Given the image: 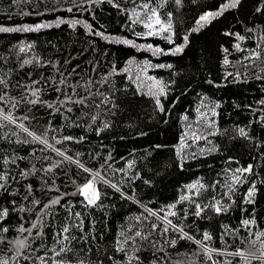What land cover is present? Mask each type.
I'll return each mask as SVG.
<instances>
[{"label":"trees","instance_id":"16d2710c","mask_svg":"<svg viewBox=\"0 0 264 264\" xmlns=\"http://www.w3.org/2000/svg\"><path fill=\"white\" fill-rule=\"evenodd\" d=\"M119 2L121 7L131 9L142 0ZM224 2L195 0L194 3L193 0H182V4L177 6L175 0H168L161 12L164 18L167 13H172L174 43H169L162 36L137 37L136 32L145 31L143 26L132 25L127 14H121L106 2L98 6H83L90 8V11L74 8L69 13L64 10L71 6L69 0H19L18 4H14L13 0H0V26L19 27L45 22L54 25L58 19H76L86 21L93 30L110 37L103 39L83 24L70 27L67 23L35 32L0 33V69L4 73L12 70L6 77L8 87L4 89L0 86V91H7L9 96L21 101L14 115L33 117L31 121H25L30 130L42 133L51 121L57 131L50 132V137H85L83 142L67 141L56 147L79 159L85 167L100 171L103 177L118 184L127 196L134 197L132 200L125 199L119 192L98 181L97 187L102 194L99 204L102 207L86 208L81 203L83 197L73 193L77 192L78 185L91 178L89 173L83 172L75 164L63 162L51 173L37 171L24 178L20 175L22 170H30L33 165L37 170H42L61 158L51 151L41 152L43 146L39 144H17L15 136H10L11 142L0 139V154L24 157L17 160L16 164L0 163V172L9 173L6 189H0V209H9L7 217L0 221V229H8L7 232H0L3 237L0 240V258L9 259L10 264H17V260L19 264H38L36 256H43L45 249H51L53 235L63 223L71 222L65 219L68 216L65 205H68L74 212L82 213L89 242L73 241L72 246L77 251H83L78 257L69 254L67 258L73 262L76 259L96 261L102 258L104 264H113L106 257L114 256L117 262L123 261L124 254L114 252L116 240L123 239L119 233L123 231L127 235H134L136 230L148 233L151 224H160V221L155 217L144 220L142 214L147 216L145 209L166 210V206L178 201L182 194H188L202 205L214 202L213 198L221 200L229 205V210L220 215L206 210L203 218L189 215L185 219V210L194 212L195 207L184 201L174 209L178 216L170 217L174 223L182 221L184 230L196 239H201L205 231L209 232L212 235L209 247L228 253L238 248L248 251L251 246L249 241L256 237L250 235L240 222L254 217L256 224L251 226V232L264 231V104L260 103L264 101V79H258L264 77V72H261V68H264V40L260 39L264 35V0H240L236 8L225 11L199 31H192L203 12L215 11ZM54 8L55 11L52 10ZM257 8L262 11L258 12ZM235 34L245 39L238 41ZM185 35H188V43L183 51L171 54L169 50L183 44ZM123 38L132 40L135 45L151 44L168 54L153 55L148 49L138 50L136 46L116 42ZM236 43L240 44V50L234 48ZM21 44H31L33 47L17 56ZM258 44L262 46V59L246 60L253 64L244 66L241 63L244 57ZM36 57L43 63L37 64ZM225 57L229 60L227 65L223 63ZM24 59H32L33 63L20 67ZM130 61L172 65L171 68L147 67L148 74L167 85L166 95L159 97L165 111L158 110L155 98L143 92V86L128 72L118 71L106 83L101 82L104 76L112 72L113 67L125 69ZM62 78H66L65 84L59 83ZM32 81L40 82L33 86L42 89L40 99L44 101L53 102L58 97L63 99L61 93L55 91L57 87L71 95L72 87L78 85L73 98L87 97L86 103L79 106L69 104L73 108L71 113L52 114L46 107L22 100L27 95L25 86L31 85ZM89 92L95 95L89 96ZM27 98L32 97L28 95ZM105 98L109 99L108 104L102 103ZM113 103L117 105L115 109H112ZM217 104L219 107H216ZM213 108L216 115L209 113V116L214 126L204 125L200 130L207 140L190 143V147L181 153L185 157L181 160L176 152L181 135L195 121L197 109L206 112ZM97 114V121L89 129L91 117ZM65 115L69 117L67 121ZM184 115L188 116L187 121L181 119ZM105 121L111 126L97 135L95 129L102 127ZM77 124L80 126H75ZM238 128H244L248 138L240 137ZM10 129L16 130L14 126L0 129V136L10 132ZM212 132L217 134L210 135ZM20 135L23 138V134ZM213 147L217 150L209 152L208 149ZM202 148L205 150L203 153L200 151ZM77 153H80L79 157ZM45 156L50 159H43ZM128 161L134 162L130 169L127 168ZM250 164L253 165V171L244 174L245 182L235 186L229 199L224 193L229 192L227 183H231L232 173L236 168ZM116 169H126V173ZM198 179L209 187L202 195L195 196L185 186ZM253 182L256 195L253 203L248 204L244 196ZM28 185L32 187L31 194L28 193ZM63 193L68 195L64 196L60 205L40 213L44 204ZM33 200H39L40 204L33 206ZM22 207L32 210L20 211ZM38 215L41 216L40 225L32 230L33 234L28 239L29 247L22 249V255L13 260L16 249L11 242L28 236L27 232L21 233L18 229L21 225L25 229L31 228ZM136 217L141 219L137 221ZM221 225L239 229V232L236 236H226L221 240L224 231ZM37 231H43L42 238H34ZM82 234L77 229L71 232L77 237ZM93 236L95 240L91 239ZM178 237L179 233L171 230L167 236L161 235L160 231L153 232L151 241L159 243L155 248L147 242L143 243L142 251L137 253L140 264H153V261L157 264H211L205 261L198 245ZM174 238L177 239L174 247L164 243ZM137 242L140 243L138 238ZM161 247L164 251H159ZM256 247L259 248V242ZM126 248L131 254V242ZM25 256L31 259L25 260ZM48 256H52L50 251ZM213 259L219 264L225 260L241 264L239 257L214 253ZM253 264L258 262L253 261Z\"/></svg>","mask_w":264,"mask_h":264},{"label":"snow or ice","instance_id":"6c2138e0","mask_svg":"<svg viewBox=\"0 0 264 264\" xmlns=\"http://www.w3.org/2000/svg\"><path fill=\"white\" fill-rule=\"evenodd\" d=\"M108 3L111 4L114 8H117L118 11L121 14H127L129 17V20L131 21L132 25L140 24L143 26L145 31L143 32H136L135 35L137 37H151V36H162L164 39H166L169 43H174L173 41V19H172V13H167V17L164 18L162 16L161 10L165 7L168 0H142L141 3L136 4L131 9L123 8L121 7V4L119 0H69V3L71 6L67 7V12L71 13L73 12L74 8H77L82 11H90V8L83 7L84 5H99L101 3ZM195 3V0H193ZM14 4H18L19 0H13ZM175 4L177 6L182 4V0H175ZM240 4V0H225L224 3L220 5V7L215 11H205L203 12L198 19L196 20V27L192 29V31H199L201 28L207 26L210 24L214 19L220 17L225 11L229 9H234ZM55 11L56 9H52ZM257 11H262L261 8H257ZM29 13H24V15H28ZM37 15H40L42 13H36ZM61 23H67L70 27H75L78 24H83V26L88 29L90 32H92L96 36H100L103 39H110V37L106 36L103 32H100L98 30H93L92 26L88 24L86 21L81 20H62L58 19L53 24L50 23H38L36 25H22L19 27H3L0 26V33H10V32H35L39 31L41 29H47L52 26H59ZM251 31V30H249ZM225 35H232L231 33H225ZM238 41H242L245 39L244 36H241L239 34H235ZM261 40H264V35H261ZM184 43L180 45H176L174 48L170 49L169 52L173 55L181 53L185 47V45L188 43V35H185L183 37ZM116 42L123 43L126 45H133L136 46L139 49L146 48L148 50H151L153 52V55H163L168 54L165 53V51L159 47H153L151 44L147 45H135L132 40H129L127 38L123 39H117ZM33 45H23L21 44L18 46V53L17 56H19V53H24L28 49L32 48ZM262 46L257 45L256 49H252L249 52V55L244 57L245 60H261L262 59V52L258 51L257 49H260ZM234 48L237 50H240V44L236 43L234 44ZM225 52H227V49H224ZM6 59V58H3ZM35 62L37 64L43 63V61L40 60L39 57L35 58ZM32 59H24L22 63L20 64V67H23L24 65L32 64ZM133 63L130 61V64ZM223 63L225 65L229 64V60L227 57L223 60ZM158 67V68H171L172 65H150L149 62H143V65L137 64L136 67L138 69L137 73V79H139V73H145L147 72V67ZM11 69L7 73H4L2 69H0V86H3L4 89H6L9 85V81L6 79L7 76L11 74ZM75 72V69H73ZM118 71H124L128 72L130 71V68H125L122 70H118L115 67H113L112 72L108 73L106 76L102 78V83H106L107 80ZM261 72H264V68H261ZM231 75V74H229ZM237 76L240 75V73H236ZM61 76L63 77V74L61 73ZM131 78V77H130ZM145 79L149 81L148 84V95L155 98V104L159 111L163 112L165 111L163 105L160 101V96L166 95V87L161 80L145 75ZM258 79H264V77H258ZM144 81H141L143 83ZM40 83L39 81H32L31 85L25 86V91L27 95L22 97V100H26L28 104L31 105H40L42 107H46L47 109L51 110L52 114H61L64 115L65 113H71L73 111L72 107H69V104L72 105H84L86 103L87 97H80L77 99H74L73 97L76 94V87L78 85H75L72 87V94H68L66 92H63L59 87L55 88V91L58 93H61L63 96V99L57 98L56 101L53 102H47L42 99H40V93L42 89L36 88L33 85H36ZM60 84L66 83V78H62L59 81ZM30 95L32 98L28 99L27 96ZM95 95V93L89 92V96ZM110 101L108 98H105L102 103L108 104ZM21 101L16 100L15 97H11L8 95L7 91H0V105L8 106L6 107H0V129H4L9 126H14L16 129L15 131L5 132L3 136H0V139L10 140V136H15L16 140L15 143L17 144H25V145H33V144H39L43 147L40 149L41 152L45 151H51L56 154L57 157H60L61 159L55 160L50 164V166L43 168L42 170H37L35 166L33 165L32 169L30 170H22L20 175L24 178H27L29 175L37 172V171H43L45 174L51 173L54 169L60 167L63 162H68L69 164H75L77 168L83 170L85 173H89L91 178L86 179V182L82 185L77 186V192L73 193V195L79 194L81 197H83V200L81 203L86 208H93V207H102V205L99 204V201L101 200V191L97 187V182H102L109 187H111L114 191L119 192L121 196L125 199L132 200L134 197L127 196L126 193H124L118 184L112 183L107 178L103 177L101 175L100 171H93L87 167L83 163L80 162L79 159H76L72 156L67 155L65 150H62L61 148L56 147V145L63 144L67 141H72L75 143H80L85 140V137L81 136L79 138H75L72 136H62L61 138H57L56 136H49L50 132H56L57 129L52 127L51 121H49L48 126L44 128V131L42 133H38L36 131L30 130V128L26 125L25 121H31L33 117H30L28 115H24L22 117H17L14 115V110L19 106ZM260 103L264 104V101H260ZM99 107V105H97ZM117 105L114 103L112 104V109H115ZM216 107H219L217 104ZM112 109H109L111 112ZM63 110V111H62ZM212 115L215 116V108L210 110ZM198 113V121L197 124H199L201 121H203L206 125V127H213L214 122L208 121L205 114L200 112L199 109H197ZM114 115L115 113L112 112ZM86 115V113H85ZM98 115H93L91 117L92 123L89 124V129L92 128V126L95 124V122L98 119ZM69 117L65 115V120L67 121ZM182 120L187 121L188 116L184 115L181 117ZM74 123V122H73ZM65 126H68L67 124ZM79 127L80 125H75ZM111 126V124L107 121H105L102 125V127L96 128V134L100 135L101 132H103L105 129H108ZM238 135L240 137L248 138V134L245 131L244 128H238ZM20 134H23V138ZM210 135H216V132L209 133ZM189 140H191L192 144H195L198 141L201 140H207V136L203 135L201 132H199L197 129H194L192 125H188L186 131L181 135L179 145L176 147L177 155L180 157L181 160H183L185 157L181 155L183 150L187 147H190ZM208 143H211V141H208ZM217 149L215 147L208 149L209 152H214ZM35 149L33 150V155L35 154ZM201 153H203L205 150L202 148L200 149ZM80 153H77L76 156L79 157ZM24 159V157H20L17 155H13L11 157L7 155L0 154V163L4 165H8L9 163L16 164L17 160ZM43 159H50L49 157L45 156ZM111 159V157H109ZM107 164V161L105 162ZM134 165L133 161L127 162V168H132ZM109 168H111V165H107ZM102 168L104 165L101 166ZM115 171L126 173V169H116ZM253 171V165H248L247 167H238L234 170L232 173L230 179L231 183H227V187L229 189V192L224 193L225 196H227L229 199H231V193L235 191V186L238 184H242L245 182L244 174L251 173ZM8 172H0V189H6L7 187V181H8ZM138 177V174H137ZM145 183H149V181H145ZM209 186H206L204 183H202L201 180H196L193 183H190L185 186L186 189L192 190L195 196L202 195L203 191H206ZM211 187H215V185H212ZM28 193L31 194L32 187L31 185L27 186ZM49 190H56L58 189H49ZM68 195L67 193H63L59 196H56L52 198L48 203L44 204L43 208L40 209V213H45L48 209L60 205L61 200L64 198V196ZM256 195V185L253 182L251 187H249L247 193L244 196L245 203L251 204L254 201ZM27 199V197H25ZM214 202L208 203V204H201L196 202L195 199H193L188 194H182L179 197V200L176 201L173 204L167 205L166 210L161 209L160 211H154L152 209H145L147 212V216H143L142 218L144 220H148L150 217H155L158 221H160V224L152 223L150 226V231L148 233H145L141 230H136L134 232V235H127L125 232H120L119 237H123V239H117L114 245V252L115 253H123L125 256V260L117 262L115 260L114 256H107L106 258L109 261H112L113 264H140V256L137 254L140 251H142V245L144 242H147L148 245L152 248L156 247V244L159 243V241L152 242L151 236L153 232L160 231L161 235L167 236L169 231L177 232L179 233L178 239L180 240H188L192 241L196 245L200 247V250L204 256L205 261H210L211 264H219L218 261L213 259V254L218 255H224V256H233V257H239L241 264H253V261H257L258 264H264V231H258V232H251V226L256 224L255 218L251 219H244L242 220L241 226L243 228H246L249 230L250 235H253L256 237L254 240H250L249 244L251 245V249L248 252H245L241 249H237L235 252L228 253L226 251H221L220 249L209 247L208 242L212 240V235L205 231L202 235L201 239H196L194 236L190 235L189 232H186L184 230V227L181 226L183 223H174L170 217H177L178 213L174 210L176 209L177 204L182 203L184 201H188L191 204L194 205L195 211L189 212L187 209L184 212V218L187 219L189 215H193L197 218H203V214L206 210H210L214 212L216 215H220L224 212H227L229 210V205L226 203H222L221 200H216L213 198ZM13 204H15V201H13ZM33 206L40 204L39 200H33L32 201ZM68 211V216L65 218L66 222L63 223L60 227L59 231L56 232L53 235V246L51 249H45L43 256H36V261L38 264H49V261H51V264H104V260L102 258H98L96 261H86L84 259H76L75 262H73L72 259L67 258L69 254H72L74 256H79L80 251H83L82 249L80 251H77L73 246L72 242L76 240H80L84 243L89 242V234L84 231V219L81 212H74L73 208L71 206L65 205ZM31 211L32 209H24L23 207L20 209V211ZM160 212H163L164 214L161 215ZM9 213V209L7 207L0 209V221L4 220ZM137 221L141 219V217L135 218ZM41 216H37V220L32 223L31 228L25 229L22 225L18 229L19 232H27L28 236L23 238H17L16 240L12 241L11 243L16 249L15 255L12 257L13 260H16L18 256L22 255L21 250L28 248L29 243L28 239L32 236V230L38 228L40 225ZM94 223V222H93ZM221 227L224 229V231L221 233V240H224V237L226 236H236L239 232V229H231L227 225H221ZM73 229L79 230L82 235L79 237L71 235V232ZM7 228L0 229V232H7ZM44 235L43 231H37L34 238H42ZM137 238L139 239L140 243L137 242ZM92 240H95L96 237L93 236L91 238ZM0 240H3V237L0 236ZM131 242L132 248H131V254H129L128 249L126 248V245ZM257 242H259V248L256 247ZM164 243L169 244L171 246H175L177 244V239H171V240H165ZM57 246H59L57 248ZM41 247H44L41 245ZM52 253V256H48V252ZM89 252H91V248L88 249ZM159 251H164L163 247L159 249ZM258 253V254H257ZM25 260H30L31 257L25 256ZM0 264H10L9 259L0 258ZM17 264H19V261L17 260ZM153 264H157L156 261H153ZM223 264H232V261L225 260Z\"/></svg>","mask_w":264,"mask_h":264},{"label":"rangeland","instance_id":"374dc122","mask_svg":"<svg viewBox=\"0 0 264 264\" xmlns=\"http://www.w3.org/2000/svg\"><path fill=\"white\" fill-rule=\"evenodd\" d=\"M144 49V48H143ZM146 49V48H145ZM151 51V50H150ZM260 51L263 53V51L261 50V48H260ZM133 63H129V65H128V67L127 68H130V71H128V73L130 74V76H133L134 77V79L140 84V85H142L143 86V89L144 90H142L143 92H145V93H148V91H149V88H148V84L150 83L149 81H147L146 79H145V75H147V76H152V75H150V74H148V72H146V74L145 73H139V79H137V73H138V69H137V67H136V65L137 64H141V65H143V63H140V62H135V61H132ZM244 66H251V64H253V62H246V60H244V61H242L241 62ZM153 77V76H152ZM141 81H144L143 83H141ZM200 112H202V113H204L205 114V116H206V118H207V120L208 121H211V118H210V116H209V113H211L209 110H207L206 112H204V111H200ZM211 115V114H210ZM197 121H198V114H197V117H196V119H195V121H193V122H191V125H192V127L194 128V129H197L199 132H200V130L203 128L202 126H204L205 125V123L203 122V121H201L199 124H197ZM206 126V125H205ZM206 136V135H205ZM191 143V140H189V144ZM248 251L249 250H252L251 249V246L247 249ZM248 251H245V252H248ZM258 254V253H257Z\"/></svg>","mask_w":264,"mask_h":264}]
</instances>
